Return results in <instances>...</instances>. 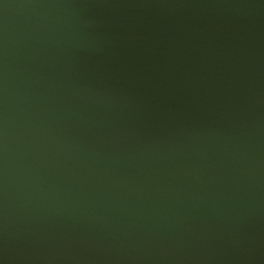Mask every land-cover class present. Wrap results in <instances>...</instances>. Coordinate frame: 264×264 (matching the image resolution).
<instances>
[{"label":"water","instance_id":"obj_1","mask_svg":"<svg viewBox=\"0 0 264 264\" xmlns=\"http://www.w3.org/2000/svg\"><path fill=\"white\" fill-rule=\"evenodd\" d=\"M0 264H264V0H0Z\"/></svg>","mask_w":264,"mask_h":264}]
</instances>
